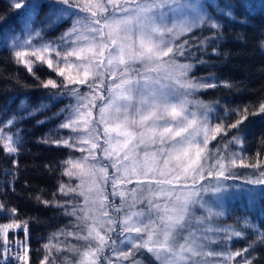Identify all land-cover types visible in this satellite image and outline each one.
Segmentation results:
<instances>
[{
	"label": "snow or ice",
	"instance_id": "obj_1",
	"mask_svg": "<svg viewBox=\"0 0 264 264\" xmlns=\"http://www.w3.org/2000/svg\"><path fill=\"white\" fill-rule=\"evenodd\" d=\"M51 5L56 11L46 26L33 31L28 23L26 38L18 34L10 45L19 49L16 63L29 73L46 65L62 78L60 84L53 79L41 82L59 93L50 100L70 101L55 114L63 121L54 131L66 132L67 137L51 141L71 150L60 165L62 177L68 178L57 190L64 202L55 205L69 223L49 237L57 243H45L44 249L68 253L63 264H124L141 250L158 264H222L235 257L251 264L247 253L264 244V231L250 221L245 227L256 240L247 248L234 253L213 248L217 240L230 243L242 237L230 226L214 224L225 215L218 210L225 194L242 187L227 181L239 176L238 169L247 168L253 171L246 183L264 185V159L248 162L250 158L231 152L229 146L240 143L236 137L221 147L229 130L248 118L250 106L232 124L225 123L231 115L227 109L223 117L213 115L218 119L213 125L209 113L215 109L191 97L216 87L206 82L214 78H191L195 65L181 63L197 50L206 52L209 43L220 38L222 23L200 0H51ZM220 13L235 20L231 11ZM67 18H72L67 31L53 40L44 38L45 31ZM203 28L213 34L196 44L180 42ZM34 114L13 115L7 127ZM21 131L5 133L0 128L6 154L18 153ZM213 141L216 149L210 148ZM41 142L47 143L48 137ZM36 199L40 202V195ZM0 214L12 218L18 209L0 203ZM20 228L27 240V223L0 222L4 251H15L12 259L30 264L26 240L17 238L14 248L9 244V234ZM50 257L49 251L40 264H55Z\"/></svg>",
	"mask_w": 264,
	"mask_h": 264
},
{
	"label": "trees",
	"instance_id": "obj_2",
	"mask_svg": "<svg viewBox=\"0 0 264 264\" xmlns=\"http://www.w3.org/2000/svg\"><path fill=\"white\" fill-rule=\"evenodd\" d=\"M226 1L235 6L238 16L242 15L239 12L240 0ZM50 3L51 0L35 1L38 6L37 17L46 13ZM25 8L26 5L17 9L9 0H0V36L20 29ZM245 21L240 23L233 20L230 25H223L219 33L220 39L215 44L217 54L206 53L204 57L207 62L196 64L193 74L211 73L223 82L201 91L199 97L203 100H217L232 108L250 106L248 118L237 131L242 134L245 145L252 146L253 150L261 153L264 152V113L252 112L264 103V51L261 46L264 40V7L247 14ZM61 24L51 32L59 31ZM194 34L184 38H191ZM47 79L58 80V77L46 65L38 66L34 75L29 73L24 65L16 63L10 48L0 47V111L14 108L21 98H25L31 105L48 99L57 90L42 86L41 82ZM225 82L230 86H224ZM49 110L52 108L20 121L24 124L26 135L15 156L6 154L0 143V181L3 182L0 187V203L6 204L9 210L12 207L18 209V215L12 217V220L27 223L30 264H40L47 235L66 223V218L58 207L52 204L45 206L42 202H51L57 196L59 184L65 179L61 175L63 170L60 165L71 152L65 147H56L38 139L50 125L46 121L36 123V120ZM52 122L54 124L55 121ZM13 161H16L15 165ZM38 195L41 197L40 202L36 199ZM259 205L261 213L256 220L264 231V196L259 198ZM227 220L232 221L230 218ZM22 229H19L20 235ZM2 241L1 236L0 256ZM242 241L238 240L240 244ZM136 257H140L146 264H155L146 250H141ZM249 261L251 264H264V244H258L252 249Z\"/></svg>",
	"mask_w": 264,
	"mask_h": 264
},
{
	"label": "rangeland",
	"instance_id": "obj_3",
	"mask_svg": "<svg viewBox=\"0 0 264 264\" xmlns=\"http://www.w3.org/2000/svg\"><path fill=\"white\" fill-rule=\"evenodd\" d=\"M35 1L36 0H29V1L9 0V2L13 5H16L17 3H21L24 6L26 5L25 13L23 14V21L21 23L20 29L17 31H9L5 35L0 36V47L7 46L8 48H10L14 57H15L14 55L15 51L19 49L12 48L10 46L12 42V37L19 34L23 38H26V36H24V29L28 23H31L33 31L37 28L44 27L47 25V23H49L50 15L56 11L50 3V6L48 7L46 13L42 15L41 17H37V11H38L37 7L38 6L33 7V5L35 4ZM200 2L204 4L207 12L212 17H214L216 20L220 21L222 25H230L229 23L233 20L221 14L220 9H223L224 11H231L235 17V20L245 21L247 14L264 7V0H240L239 12L242 15L238 16L234 8L235 6L232 3L227 2L226 0H214V3L212 2V0H200ZM51 18L54 19L55 18L54 15L51 16ZM60 23L62 24H61V28L59 29V31L52 33L51 31L54 28L52 30L45 31L44 38L46 40H53L59 37L63 32L67 31L72 26V18H67ZM197 31L198 32L194 34V36L197 38L195 41L192 40L191 38L183 37L181 38L180 42L182 43L184 39H188L190 43L196 44L200 40H203L205 37H209L213 34L212 30L208 28H203ZM219 39L220 38L216 40H212L209 43L206 49V52L202 50H197L194 57H190L188 60H181V63H192L196 65V64H200V63H197L200 60H203L205 61L204 63H206L207 61L205 60L204 55L209 52L213 53V49H216L215 44L219 41ZM262 44H264V40ZM262 50L264 51V47H262ZM194 70H195V66L190 72L191 78L199 80L200 78L213 77L214 79L206 80V82L215 83V84L223 83L222 81L217 80V78L211 73L198 75V74H193ZM53 80H56V79H53ZM56 81L58 84H60L62 81V78L58 77V80ZM206 89L199 90L194 97H191V99H194L202 104L209 105L213 109H215L214 113L213 112L209 113V117L213 125L218 122V119H212L213 115L217 118L223 117L225 109L231 112V115H229L227 119L225 120L226 124H232L244 115L245 108L243 107L242 108H240L239 106H235L234 108L227 107L226 105H224L221 102H218L217 100L216 101H206L200 98L199 93ZM84 90L87 91L86 88ZM52 95H59V93L56 92V93H53ZM22 102H23V107L21 106ZM69 103L70 101L67 98H61L57 100L56 102H53L52 100L48 98V99L41 100L31 105L25 101V98H21L17 102L14 108H5L3 111H0V128H3L5 133H16L17 129H21L22 130L20 132L21 140L19 142V146H20L24 136L26 135L25 134L26 131L23 129L24 124H22L20 122L21 120H19L17 123H15L13 126L9 128L7 127V121L13 115L17 117H21V116H26L30 112H35L36 114L38 112L44 111L45 109L52 108V110H49L47 114L43 115L41 118L36 120V123H39L40 121H46L48 122L47 124L50 125V127L47 128V131H45L42 135L38 136V139L43 140L45 137H48V143H51L52 140H61L62 138L67 137V133L66 132L56 133L54 131L63 121V116H60L59 118H55V114L59 113L60 110ZM235 110H238V111H235ZM258 113H260V107L257 110H254L252 112V114H258ZM52 121H55L54 124H52L53 123ZM234 137L239 138L240 143H232L229 146V150L231 152H237V153H240L245 158H250L248 162H255V159L257 158L264 159V152H261V153L259 151L257 152L253 150L252 146L244 144L242 134L238 133L237 129L229 130L227 136H225L224 139L221 141V147H223L224 144H227L228 141H232ZM0 143L3 146L2 140H0ZM19 146H18V150H19ZM210 148L216 149L217 142L216 141L211 142ZM257 153L260 154L259 157L257 156ZM16 154H11V155L15 156ZM238 171H239V176L235 180H228L227 183L241 185L242 187L232 188L229 190L228 193L225 194V197L222 201V207L218 209L219 211H223L225 215L216 219L214 221V224L218 226H230L232 230L240 231L242 233V237L241 238L233 237L230 243L228 240H217L216 243L213 245V248L217 251L234 253V252L247 248L250 244H252L256 240V235L253 233L252 229L245 227L246 221H250L251 224L257 225L258 228L261 231H263V229L258 225L256 217L261 213L260 205H259V198L261 196H264V185H253V184L246 183L247 179L252 178L250 176V173L253 170L247 169V168H240L238 169ZM64 178H65L64 181H61V183L68 182V178L67 177H64ZM2 185H3V182L0 181V187H2ZM249 189H253L254 191L250 192ZM56 195L57 196L51 200V204L54 206L57 203L64 202V197L60 193H58V191ZM59 212L63 214L64 210L62 208H59ZM0 218H4V220H0V222L6 223V222L13 221L12 218H10L8 215L0 214ZM65 218H66L65 225L55 231L50 232L47 235L44 244L45 243H51V244L57 243L55 240L50 241L49 237L55 233H58L60 230L65 228V226L69 223L68 218L67 217ZM227 218L232 219V221L227 220ZM225 235H231V232L226 233ZM240 239L243 240L241 244L238 242V240ZM0 240H1V236H0ZM257 245L258 244H256L255 246ZM252 249H250L249 252L247 253V256H246L247 260H249V254L251 253ZM123 250L126 251L127 249L125 248ZM49 251L51 252L50 260H54L55 264H63L64 257L68 255V253L66 252L57 253L55 247H52L49 250L44 249V254H43L42 259H44L45 256L49 255ZM151 257L154 259L152 255ZM46 264H48V262H46ZM124 264H146V263L140 257H135V258H130L128 261L124 262ZM155 264H158V262L155 261ZM222 264H244V260L241 257H235L232 261H224L222 262Z\"/></svg>",
	"mask_w": 264,
	"mask_h": 264
},
{
	"label": "built area",
	"instance_id": "obj_4",
	"mask_svg": "<svg viewBox=\"0 0 264 264\" xmlns=\"http://www.w3.org/2000/svg\"><path fill=\"white\" fill-rule=\"evenodd\" d=\"M21 231H22L21 235L19 234V229H16L15 233L9 234V244L12 245L13 248L15 247V243H16L17 238L19 239V241H22V242H24L26 240L24 230L22 229ZM26 243H27V240H26ZM15 254H16L15 251H12V250L5 253L4 247H3V241H2V253H1V257H0V262H3V264H20L19 260L11 258ZM21 254H22V252H21Z\"/></svg>",
	"mask_w": 264,
	"mask_h": 264
}]
</instances>
